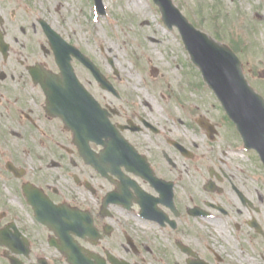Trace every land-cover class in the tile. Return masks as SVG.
<instances>
[{
	"label": "flooded vegetation",
	"instance_id": "obj_1",
	"mask_svg": "<svg viewBox=\"0 0 264 264\" xmlns=\"http://www.w3.org/2000/svg\"><path fill=\"white\" fill-rule=\"evenodd\" d=\"M15 3L0 4V264H241L231 248L264 244L263 166L221 107L128 85L110 48Z\"/></svg>",
	"mask_w": 264,
	"mask_h": 264
},
{
	"label": "rangeland",
	"instance_id": "obj_2",
	"mask_svg": "<svg viewBox=\"0 0 264 264\" xmlns=\"http://www.w3.org/2000/svg\"><path fill=\"white\" fill-rule=\"evenodd\" d=\"M16 1L28 3L31 13L48 15L85 47L110 48L118 68L129 71L126 74L130 77H125L128 85L169 84L174 95L187 102L185 109L198 115L221 116L216 98L183 50L177 30L162 23L152 0H138L143 4L141 9L131 6L132 0H102L103 15L95 13L93 0ZM172 1L196 28L233 49L249 84L264 96V79L257 77V71L264 69V0ZM0 4L16 3L0 0ZM28 17L33 18L29 13ZM152 67L160 71L156 78L149 74ZM261 179L264 222V168ZM227 259L231 263L264 264V244L242 240L239 249L231 248Z\"/></svg>",
	"mask_w": 264,
	"mask_h": 264
},
{
	"label": "water",
	"instance_id": "obj_3",
	"mask_svg": "<svg viewBox=\"0 0 264 264\" xmlns=\"http://www.w3.org/2000/svg\"><path fill=\"white\" fill-rule=\"evenodd\" d=\"M153 1L159 7L162 21L169 28L173 25L178 28L191 60L236 125L245 147L256 150L264 164V98L248 84L236 55L226 45L194 28L171 0ZM94 5L96 12L102 14V0H94ZM82 60L93 68L87 59ZM258 77L264 78V69L258 72Z\"/></svg>",
	"mask_w": 264,
	"mask_h": 264
},
{
	"label": "bare ground",
	"instance_id": "obj_4",
	"mask_svg": "<svg viewBox=\"0 0 264 264\" xmlns=\"http://www.w3.org/2000/svg\"><path fill=\"white\" fill-rule=\"evenodd\" d=\"M130 5L133 6L134 8H136V9L143 8L142 2L141 1H138V0H132L131 3H130Z\"/></svg>",
	"mask_w": 264,
	"mask_h": 264
}]
</instances>
